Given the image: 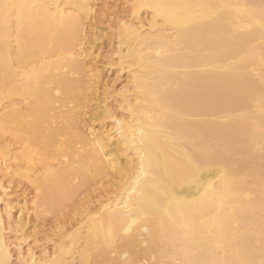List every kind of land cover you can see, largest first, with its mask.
Wrapping results in <instances>:
<instances>
[{
    "label": "bare ground",
    "instance_id": "obj_1",
    "mask_svg": "<svg viewBox=\"0 0 264 264\" xmlns=\"http://www.w3.org/2000/svg\"><path fill=\"white\" fill-rule=\"evenodd\" d=\"M96 1L0 0V264L13 263L10 191L33 192L43 218L117 181L78 242L19 264H264V0H131L151 19L117 26L126 118L97 128L111 111L96 93L86 134Z\"/></svg>",
    "mask_w": 264,
    "mask_h": 264
},
{
    "label": "rangeland",
    "instance_id": "obj_2",
    "mask_svg": "<svg viewBox=\"0 0 264 264\" xmlns=\"http://www.w3.org/2000/svg\"><path fill=\"white\" fill-rule=\"evenodd\" d=\"M95 5V12L90 21L92 26H94L88 27H91L92 31L95 30L94 36L96 37H91L89 39L90 44L86 45V48L90 49L89 55L91 56H89L90 59L86 58L85 64L87 71L95 66L99 73L95 84V92H93L94 90H91L88 83L89 80L85 79L89 73H85L86 75H83L84 78L81 77L82 84L84 83L82 85L84 96L82 95V105L76 112L78 114V123H76L77 126H75L79 127V130L84 133L89 134V129L92 123L88 122L96 117V115H92L97 111L91 113V110L96 108L94 100L96 99V93H98L97 95H99L100 99H107L106 104L110 108L111 114L110 116L105 117L102 121L95 123V125L97 128L103 127L105 130H111L110 133L113 134L112 131L114 130L112 129H114L115 124L112 117L115 116L119 119L126 118L127 114L125 110L121 108L123 106L121 95H123L131 86L129 70L128 68H123L126 65L122 66L120 64L119 55L117 54L120 47L122 50L125 48L124 46H119V28L117 26L119 25L118 23L123 21L127 23H131L134 19V21H136V18L139 15L142 16V20L149 21L151 19V12L142 8L139 12L140 14L137 16L133 10L131 0H98ZM94 27L99 28L94 29ZM86 81L89 87H87ZM96 90H98V92ZM115 143L116 140L113 141V144ZM132 156L134 155L130 154L129 158L135 160V157ZM125 159L126 157L123 156V164L125 163ZM114 181H116V179H114ZM24 190V188L20 187L17 191H10L11 194L9 192L10 195L5 196V201H3L1 205L5 212L6 203L10 204L11 202V210H13L11 211V219H8L4 214V224L6 227L5 233L13 253L12 264H19L22 258L28 257V254L33 251L37 258L48 255L47 257L50 256L49 258L52 259L58 255L57 251L61 246L64 249L72 247V241L78 242V233L84 232V229H81L85 224V222L82 221L83 217H85L86 214H93L103 203L116 199L115 196L117 197L120 192V184L119 181H117V183L113 182V184L110 183L109 185L104 184L103 187H100V185L91 188L86 187L85 189H81L79 193L77 189L69 200L65 199L66 201L63 200V202L61 201L59 203V209L56 212L45 210V213L43 212L44 221L43 218L38 217V212L42 211V208L40 207V199L37 198L35 200L36 197L33 192L27 191L30 193L29 194L24 192ZM24 202H27V204L25 205ZM20 206H25L26 209L21 210L24 207ZM20 212H22L23 215ZM78 213L81 215H78ZM22 221L27 224L24 229L25 232L21 231L18 227L19 222L22 223ZM72 261V257L68 258L67 263L72 264Z\"/></svg>",
    "mask_w": 264,
    "mask_h": 264
}]
</instances>
